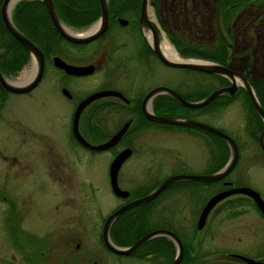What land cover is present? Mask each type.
I'll use <instances>...</instances> for the list:
<instances>
[{"label":"flooded vegetation","instance_id":"af4514ba","mask_svg":"<svg viewBox=\"0 0 264 264\" xmlns=\"http://www.w3.org/2000/svg\"><path fill=\"white\" fill-rule=\"evenodd\" d=\"M2 1L0 0V23H3ZM107 1L108 26L100 35L85 42H73L65 39L56 29L48 7L43 0H20L17 3L18 6H15L11 14L13 22L22 34L42 51L43 71L38 83L27 92H12L0 84V253L2 249L0 264H10V246L15 251L12 253L13 257H15V254L18 255L22 264H104V261H97V258L90 261L91 250L83 241V231L80 232L79 228L76 229L74 227L72 214L66 213V215L63 210L60 214L59 205L55 202L57 199H54L58 192V184L63 183L68 187L74 185L73 169L66 158L69 154H73L76 146L93 153L110 152L113 157L109 162V167L118 153L126 149L130 150V154L122 163L117 175L119 187L129 191V196L119 197L114 194L110 184L108 168L111 193L123 200L109 214L140 197H133L132 190L120 186L119 172L124 163L135 152V143L140 135L151 134L154 132L155 127L168 125L148 119L144 114V109L147 108L156 115H169V113L158 111L156 107L160 103H172L171 97L168 95L158 94L151 101L153 107H150V101V103L144 104L146 95L153 89L157 87L171 88L170 84L165 81L156 82L153 72L147 69L150 63L154 64L155 62L163 68L167 66L155 52L153 41L158 38L160 48H162L164 38L167 37L173 42L176 50L185 56L197 54L193 53L194 51L192 50L195 49L194 44L199 43V41L196 37L191 40L190 36L185 33L189 29L185 30L180 25V20L188 18L187 8L183 7L186 0H155L154 7L149 12L148 26L145 31L140 26L142 0ZM77 2L78 0H51L60 23L72 33H74L73 29L85 28L89 25L80 26L83 24L78 19L80 13L83 12L85 15L90 8L97 10V16L94 15L95 18L90 24L95 22L101 14L99 0H84L82 8ZM206 5L208 8L213 7L216 13L218 11V17L215 18L217 34H219L222 41H224L225 37L229 43H234L230 34L231 28H228V26L231 27V24H228L224 31L219 18L221 8L225 7L227 10H232L235 7L247 6L254 12L264 13V0H213V2H207ZM89 19L91 18L87 20ZM94 28L95 26L90 29ZM90 29L83 31L84 33L86 32L85 35L81 33L83 37L88 35L87 31ZM191 41L194 44L190 43ZM128 48L130 50L126 51ZM124 51L126 53H123ZM235 51L236 45L233 55H235ZM27 52L22 45L21 67L29 62ZM26 55L28 56L26 57ZM59 59L72 66L90 67L91 72L87 74L68 73L64 68L58 66L60 63ZM9 60H11L9 50L0 47V71L4 76L11 78L19 71L5 67L6 62ZM133 60L146 65L145 70H140V78L142 80L137 75H130L132 69L136 68L132 64ZM228 66L235 70L230 66V61ZM250 68L246 66L235 71L244 75L250 81V85L258 91L259 103L264 111V87L262 92L259 91L261 90L260 85H264V81L262 83L253 81L249 72ZM190 71L195 72V70ZM98 74H103L104 80L102 82H95L91 87L89 84H84L85 79L92 78ZM219 77V75L210 74V81L213 83V87L210 88L212 89L211 91L231 85L230 81L225 77L223 79L227 81L222 82ZM260 78L264 79V76ZM197 84L195 85L197 86ZM199 86H201L200 83ZM174 90L181 95L186 93L180 89ZM95 94H98V96L93 97L85 104L77 115L78 132L86 142L91 145L103 144L127 124L126 130L116 143L100 151L92 150L83 145L76 137L74 131V121L78 107L85 99ZM12 95L19 97L20 101L11 102ZM24 96H28L29 102L27 101L26 103L25 100H22ZM239 97L250 99L249 93L242 85H238L234 95L222 94L216 100L228 101L229 103ZM33 102L40 105L41 112L38 115H30L24 112V107L26 105L30 106ZM56 109L60 114H62L64 109L69 112L65 143L56 137L52 124L48 130L43 128V123L47 119L45 114L50 110ZM31 116L36 117L34 122L31 120ZM243 130V142L232 138L238 150L236 165L240 162L241 155L246 149H248L246 150L248 151L247 153L252 152L250 155L246 154L243 159L245 161L243 171L245 170V172L236 173V171L231 170L226 176L217 181L200 183L205 187L206 185L213 187L214 191L199 206L196 220L197 226H195L198 229L199 217L205 204L212 196L231 189L252 188L257 194L236 192L217 202L209 211L205 222L206 224L209 222L208 219L212 220L213 218H217V223H220L219 219L233 222L242 218L241 226H233L239 229L237 231L243 233L244 244L242 246L222 247V249L213 248L210 252L202 253L199 251L201 244H195L192 250L190 246L193 245V242L188 243L191 244L190 246L187 245V242H184L183 239L191 240L192 235H181L174 226L165 225L152 228L150 231L157 229L170 230L184 243L183 256L179 264L264 263V187L259 188L253 183L244 180V175L250 172L247 170V165L251 159L257 157L256 152L259 153V157L264 161V120L258 115L254 106H251V112L248 111V113L244 114ZM216 138L219 139L217 136ZM221 141L228 153V157L224 161L226 163L230 155V148L225 141ZM221 167L211 170L209 173L216 172ZM232 172H234L233 175H231ZM261 173V180L264 181V168H261ZM167 177L169 175L159 180L150 176L144 181L152 180L153 182L151 183H155L153 185L155 186ZM54 185H56V188L52 187ZM18 186L19 188L22 187V190L20 188V193L16 192ZM45 188L50 191V196L46 195L50 203L42 202L43 204H40L37 201V194L44 192ZM66 206L69 207V205ZM105 220L106 218L102 220L100 225V240L104 250L109 251L103 241ZM38 223L41 224V228H37ZM114 224L111 226L110 235L113 229L116 230ZM21 231L22 244L20 242V244L16 245L17 241L13 234L21 233ZM156 238L164 237L159 236ZM239 238L240 236L237 237V240ZM185 245L192 250L191 252L195 251L194 254H191L189 261L183 260ZM20 246H22V253L17 249ZM175 253L174 247V257ZM134 255L137 256L138 252ZM134 255L132 256L134 257ZM97 256L100 260L105 259L101 253H98Z\"/></svg>","mask_w":264,"mask_h":264},{"label":"rangeland","instance_id":"374dc122","mask_svg":"<svg viewBox=\"0 0 264 264\" xmlns=\"http://www.w3.org/2000/svg\"><path fill=\"white\" fill-rule=\"evenodd\" d=\"M207 2L210 3L213 0H186L183 7L187 8L188 18H181L180 25L185 30L189 29L185 33L190 36L191 40L196 37L199 41L197 44H194L192 41L190 42L195 47L192 50L194 51L193 53H205L213 57L218 55L219 51L222 50V45L219 34H217L215 19L218 17V11L216 13L213 7L208 8L206 5ZM17 3L14 5V8L17 6ZM77 3L81 5V8L84 6V0H78ZM183 7L182 9H184ZM14 8H12L11 13ZM96 12L97 10L90 8L85 15L83 12L80 13L78 19L80 22H83L88 18L94 17V15L97 16ZM219 18L224 31L227 25L231 24V27L228 26V28H231L230 34L236 45L235 55H232V58L229 59L230 66L235 70H240L250 65L249 72L253 80L264 76V13L254 12L247 6L235 7L232 10H227L224 7L220 9ZM128 50L130 49L128 48L126 51ZM126 51L123 53H126ZM228 53L229 47L227 50ZM205 60L225 65L223 61H214L212 58ZM132 64L136 68L132 69L130 75H137L142 80L140 78V70H145L146 65L135 60H133ZM32 67L31 63L22 67L20 66L18 69L19 72L10 79L14 81L22 75L29 74L28 72L32 70ZM166 67L163 68L155 62L154 64L150 63L147 69L153 72L156 82L165 81L170 84L169 86L173 90L180 89L188 93L193 91L194 94L189 93L191 96H188V100L194 101L201 95L200 93L205 91L204 89L213 87L208 73H197L196 71L193 72L182 68ZM103 80V74H98L92 78L85 79L84 84H89L91 87L95 82L99 83ZM199 83L201 86H199ZM260 87L261 90L259 91L262 92L264 85H260ZM253 91L259 101L258 91L255 88H253ZM198 94L199 96H197ZM22 100H25L26 103L27 101L29 102L28 96L22 97ZM19 101V97L12 95L11 102ZM220 102L222 101L216 100L214 104L218 106ZM252 104L251 97L250 99L239 97L237 100H232L215 112L204 114L198 110L186 112L183 108L172 103H160L156 108L158 111L169 113V115L175 114L179 117L190 118L220 129L234 139L243 142L244 114L246 112L248 113V111L251 112V106H254ZM151 106L153 107L152 102L150 103ZM24 112L30 115H38L41 112L40 105L37 103L34 104V102L30 106L26 105ZM45 115L47 119L43 123L44 130L50 129V125L52 124L54 127L52 129L56 137L65 143L69 112L64 109L62 114H60L56 109L48 111ZM31 117V120L34 122L36 117ZM205 142L213 146L215 150L213 158ZM135 145V152L128 158L119 172L120 186L132 190L133 197L136 195L141 196L153 187L155 183H151L153 182L152 180H147L148 182L144 181V179H148L150 176L160 180L166 175L210 174L209 172L211 170L223 166L225 164L224 161L228 157L227 150L220 139L195 129L179 128L171 125L155 127L154 132L151 134L140 135ZM246 150L241 155L240 162L236 167H233L232 171H236V173L245 172V170L243 171L245 168V161L243 159L246 157V154L250 155L252 153H247L248 151ZM256 154L257 157L251 159L247 165V170L251 173H246L244 180L260 188L264 187V181L261 180V168H264V161L259 157V153L256 152ZM112 157L110 152L107 151L93 153L82 147L76 146L74 148L73 154H69L66 158L73 169L74 185L68 187L63 183L58 184V192L56 198H54L55 200L57 199L55 202L59 205L58 210L60 214L63 210L64 214L70 213L73 215L74 227L76 229L79 228L78 230L80 232L83 231V241L90 247V261L96 260L97 258V261H104V264L169 263L174 257V247L172 244L170 247V244L160 241L158 238L147 241L150 242L148 244L147 242L142 244L141 249L136 251L138 255H134V257L130 255H118L104 250L100 240L101 222L112 212L114 207L123 202L122 199L117 198L111 193L109 185L108 168ZM42 160L44 161L43 157ZM149 183L151 184L148 185ZM207 186L205 187L203 184L198 183V181L191 184H184L160 193L157 196L158 199L164 198L157 201L156 205H145L146 207L142 211L136 210V208L131 212H124L113 222L115 223L116 230L113 229L110 236L111 240L117 246H129L143 235L139 237L140 232L147 234L154 227H163L166 225L174 226L176 231L178 230L181 235H192L191 240L182 239L189 246L191 244L188 243L193 242V245L190 246L192 250L195 244H201L199 251L202 253L210 252L213 248L222 249V247L242 246L244 244V235L241 231H237L239 229L233 226H241L243 222L242 218L233 222L219 219L218 221L220 223H217V218H213L212 220L208 219L209 222L202 229H197L196 220L198 208H200L199 206H201L202 202L208 199L214 191L213 187ZM52 187L56 188V185ZM20 188L22 190V187ZM20 188L19 186L16 188L17 193H20ZM44 192L37 194V201L40 204H43L42 202L49 204L50 201L46 195L50 196V191H47V188H45ZM66 205H69V207ZM125 227L130 230L124 232ZM37 228H41L40 223H38ZM238 236L240 238L237 240ZM192 250L185 245L184 261L185 259L189 261L191 254L195 253V251L191 252ZM10 252V264H22L18 255L15 254V257H13L12 253L15 251L12 246H10ZM98 253H101L105 259L100 260L97 256ZM0 254L2 255V249Z\"/></svg>","mask_w":264,"mask_h":264},{"label":"water","instance_id":"95a60500","mask_svg":"<svg viewBox=\"0 0 264 264\" xmlns=\"http://www.w3.org/2000/svg\"><path fill=\"white\" fill-rule=\"evenodd\" d=\"M13 0H3L1 5V13L3 18V23L10 35H12L18 42H20L28 51L30 63L33 66V73L22 83H16L10 78L4 76L2 72L0 71V84L5 89L16 92V93H23L27 92L30 89H32L40 80L42 71H43V53L42 51L26 36L22 34V32L17 28L15 23L13 22L11 18V2ZM45 4L48 7V11L51 15V18L53 20V23L58 30V32L67 40L73 41V42H85L88 40H92L98 35H100L106 27L108 26V1L107 0H99L100 1V10L101 14L98 19L86 26L85 28H77L73 29L74 33L69 32L67 30V27H65L62 23H60V20L58 19V16L51 4V0H43ZM154 1L155 0H142V9H141V15H140V26L143 31L148 26V17L149 12L154 7ZM14 8V6L12 7ZM14 10V9H13ZM95 26V28L88 32L87 36H84L81 34L84 30L90 29L91 27ZM155 33V32H154ZM81 34V35H80ZM85 35V33H83ZM224 37V36H223ZM164 44L162 48H160V44L158 41V38H155L153 41L154 50L157 53L159 59L167 66L173 67V68H182V69H188V70H195L200 72H205L211 75H219L224 76L228 81H230L231 85L227 87H223L220 89H216L212 92H210L207 96H205L202 99L191 101L183 96H181L178 92L175 90L168 88V87H157L150 91L145 99L144 104L148 103L149 101H152V99L158 95V94H166L169 97L175 99L180 105L187 107V108H201L205 105H207L209 102H211L213 99L221 96L222 94H228L230 96L234 95L236 92L238 85H242L247 92L250 94L252 103L254 105V108L258 115L264 120V111L256 98V95L253 91L252 86L250 85L248 79L242 75L241 73L229 68L226 65L219 64L217 62L208 61L205 59L197 58V57H190L180 54L174 44L167 38H164ZM224 41L226 45L230 49V56L234 52V46L233 44L229 43L226 38L224 37ZM176 54L177 57H179V60H172L168 54ZM60 63L58 66L61 68H64L68 73L72 74H87L91 72L90 67H79V66H72L69 64H66L65 62L61 61L59 59ZM98 96V94H95L94 96H90L87 99H85L80 106L78 107V110L75 115V121H74V131L75 135L78 138V140L85 146L89 147L92 150H103L114 143L121 137V135L126 130L127 124L112 138L107 140L103 144L99 145H91L90 143L86 142L79 134L78 128H77V115L83 108L85 104H87L93 97ZM145 107V106H144ZM145 116L155 122L164 123V124H170L174 126H182L192 129H199L203 130L205 132H208L210 134H213L223 141L227 143V145L230 148V155L226 163L216 172L210 173V174H186V175H171L164 180H162L155 188H153L149 193L146 195L136 198L125 205L118 208L116 211H114L112 214H110L103 226V241L106 247L109 251L118 254V255H131L135 253L142 244H144L147 241H150L156 237L162 236L170 239L174 242L176 246V253L173 261L171 264H179L180 260L183 256V245L179 237L172 231L166 230V229H157L153 230L147 234H144L141 236L136 242H134L132 245L120 247L114 244V242L111 240L110 237V229L115 221L121 214L128 211L131 208L138 207L141 205H144L148 203L149 201L153 200L155 197H157L162 191H164L166 188L179 184L182 182H191V181H198V182H212L217 181L224 176H226L236 165L238 161V150L235 141L232 137L224 133L223 131L214 128L212 126H209L207 124L198 122L196 120L186 118V117H179L175 115H156L152 111L148 110L147 108L144 109ZM130 154V150L126 149L118 153L114 159L112 160L110 167H109V177H110V184L113 192L119 196V197H127L129 196V192L122 190L117 181V175L118 171L122 165V163L125 161L127 156ZM236 192H242L246 194H257L252 188L249 187H241L236 189H231L219 194H216L212 196L207 203L205 204L201 216L199 217L198 221V229H202L205 225L207 215L209 211L212 209V207L228 196L231 193ZM264 264V263H263Z\"/></svg>","mask_w":264,"mask_h":264},{"label":"trees","instance_id":"16d2710c","mask_svg":"<svg viewBox=\"0 0 264 264\" xmlns=\"http://www.w3.org/2000/svg\"><path fill=\"white\" fill-rule=\"evenodd\" d=\"M95 18V16L94 17H92L91 19H89V20H85V21H83L82 23L83 24H81L80 26H85V25H87V24H89L93 19ZM223 41L221 40V45H222V50L221 51H219V53H218V55H216V56H213V57H210V56H208L207 54H205V53H200V54H195V56H197V57H199V58H201V59H207V58H212V59H214V61H223V63H225V61L227 60V48L224 46V44L222 43ZM0 47L1 48H5L6 50H9V54H10V59L11 60H9L8 62H6V64H5V67H7V68H9V69H11V70H18L19 68H20V66H21V63H22V45H21V43H19L15 38H13L8 32H7V30L5 29V27H4V25H3V23H0ZM26 54H28V52L26 53ZM29 55V54H28ZM28 55H26V57L28 56ZM199 72V71H198ZM210 75V74H209ZM219 80L222 82V81H225L222 77H219ZM257 82H263L264 81V79L263 78H260L259 80H256ZM205 91H203L202 93H200L201 95L199 96V94L197 95V96H199L197 99H195V100H199V99H202V98H204L205 96H207L208 95V93L212 90V89H209V88H207V89H204ZM190 94H194V92L193 91H191V92H189ZM188 92H186V93H183V95H184V97L186 98V99H189L188 98V96H191L190 94H189ZM217 99V98H216ZM216 99H213L211 102H209L207 105H205V106H203V107H201V108H196V109H192V108H187V107H184V106H182V105H180L176 100H174L173 98H171V100H172V104H176L178 107H180V108H183L186 112L187 111H189V112H191V111H195V110H198V111H200L201 113H212V112H215L216 110H218L219 108H222V107H224L227 103H228V101H222V102H220V104L217 106V105H215L214 103H215V100ZM172 126V125H171ZM205 145L208 147V150H209V152H210V154L212 155V158H213V156L215 155V150H214V148H213V146L210 144V143H208V142H205ZM185 183H179V184H175V185H173V186H171V187H169V189H167V190H170V189H173V188H175V187H178V186H182V185H184ZM146 193V192H145ZM137 196V195H136ZM159 199H158V197L157 198H155V199H153L152 201H150V202H148V203H146V204H144V205H141V206H138V207H136V208H133V209H131V210H129L128 212H131V211H133V210H143V208L144 207H146V206H148V205H155L156 203H157V201H158ZM146 205V206H145ZM139 207H141L140 209H139ZM126 214V213H125ZM130 225V224H129ZM130 229L129 228H124V232H128ZM142 234H144V232H141V234H139L138 236L140 237V235H142ZM13 236H14V238H16V241H17V244L16 245H18V244H20V242H21V244H22V231H21V233H15V234H13ZM158 240H160V241H162V240H164V242L165 243H167V244H170L169 246L171 247L172 245V243H170V241H168L167 239H164V238H160V239H158ZM148 243H150V242H147V244ZM146 244V245H147ZM17 249H19L20 250V252L22 253V246H20V247H17ZM141 249V248H140ZM134 255V254H133ZM130 256H132V255H130Z\"/></svg>","mask_w":264,"mask_h":264},{"label":"bare ground","instance_id":"6f19581e","mask_svg":"<svg viewBox=\"0 0 264 264\" xmlns=\"http://www.w3.org/2000/svg\"><path fill=\"white\" fill-rule=\"evenodd\" d=\"M18 1H20V0H13L12 2H11V5H10V8L12 9V7L18 2ZM91 31L93 30V29H90ZM90 30H88L87 32H89ZM82 33H84V32H82ZM86 33V32H85ZM168 56L172 59V60H179L180 58L179 57H177V55L176 54H168ZM24 73V72H23ZM29 74H27V75H25V76H23L22 75V73H20V75H22L20 78H18L17 80H14V82H16V83H22V82H24L25 80H27L28 78H30V76L32 75V73H33V67H32V70L31 71H29L28 72Z\"/></svg>","mask_w":264,"mask_h":264}]
</instances>
